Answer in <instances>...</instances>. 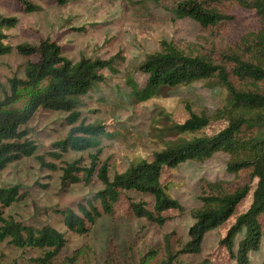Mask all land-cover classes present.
I'll return each instance as SVG.
<instances>
[{
	"label": "trees",
	"instance_id": "1",
	"mask_svg": "<svg viewBox=\"0 0 264 264\" xmlns=\"http://www.w3.org/2000/svg\"><path fill=\"white\" fill-rule=\"evenodd\" d=\"M25 13L42 10L32 0H16ZM64 5L70 0H55ZM242 7L253 11L259 29L240 36L234 45L225 44L211 55L188 54L175 46L166 44L161 52L150 53L136 65L135 70L146 75L145 85L138 86L130 76L131 91L116 90L117 100L126 105L147 101L155 96L167 95L173 88L199 80L216 79L227 90L224 102L212 114L207 109L199 113L187 106V118L163 130L164 146L153 153L151 160L142 159L131 164L125 171L110 174L109 161L101 158L99 138H111L125 129L122 121H116L112 131L104 123L80 121L83 97L91 90L98 91V84L110 73H121L125 57L120 53L109 59L83 56L79 61L64 55L62 46L50 37L40 38L37 45L8 42L6 30L16 27L20 19L0 14V57L12 53L28 58L25 78L9 79L10 92L0 100V171L23 158L32 157L37 151L36 143L29 137L27 124L39 108L68 113L66 121L72 126L67 137L56 143L49 152L53 159H61L69 150L86 151L96 148L86 164L76 160L65 163L62 170V186L75 183L90 185L96 180L102 188L80 205L77 213L72 209L62 211L68 230L80 235L91 231L103 215L112 214L122 196L130 192L150 195L154 198L153 209L148 202L130 199L132 213L138 218L163 225L170 220L167 210H177L178 215L187 209L168 192V183L162 179L163 172L176 168L188 160L204 162L222 151L229 155L226 171L232 180L200 181L203 205L192 210L193 224L188 228L186 242L175 230L163 239L164 258L159 264H191L181 262L185 254H201L206 234L219 228L236 216L234 222L220 239L218 248L225 249L229 260L237 264H254L252 252L260 250L264 236V0H184L173 13L176 19L192 18L202 29L221 37L225 43L230 24L238 18L233 8ZM37 56V60L32 57ZM43 82L46 86L37 89ZM31 87L35 92L22 109H6L20 96V88ZM218 123L219 131L201 134L193 138H179L180 134L195 133ZM43 167L56 170L53 161L45 155H37ZM252 192V201L243 212L241 203ZM27 193L19 187L0 188V242L7 241L21 249L46 250L44 256L33 259L36 264H55L54 261L66 246V235L49 224L41 227L27 225L5 216V209L22 201ZM150 249L138 264H149L156 256ZM210 255V254H209ZM77 257L71 262L75 263ZM88 258L80 264H89ZM200 264H211L207 257ZM264 264V258L262 263Z\"/></svg>",
	"mask_w": 264,
	"mask_h": 264
},
{
	"label": "rangeland",
	"instance_id": "2",
	"mask_svg": "<svg viewBox=\"0 0 264 264\" xmlns=\"http://www.w3.org/2000/svg\"><path fill=\"white\" fill-rule=\"evenodd\" d=\"M43 7L42 10L25 13L16 0H0V14L16 16L19 24L9 30L8 42L13 45L29 43L37 45L40 38L55 39L63 48L64 55L73 61L83 56L109 59L117 53L125 57L121 73L98 84V91L91 90L83 97L80 121L85 123H104L112 131L116 121H122L125 129L111 138H99L102 148L101 158L108 160L110 174L125 171L131 164L142 159L151 160L153 153L164 146L163 130L187 118V106L195 112L207 109L214 112L226 99L227 90L216 79L199 80L179 85L167 95L155 96L147 101L126 105L117 100L118 89L131 91L127 82L130 76L138 86L143 87L146 75L136 71V65L147 54L161 52L164 42L188 54L211 55L221 50L225 44L234 45L240 36L248 31L259 29V23L253 11L237 7L233 13L238 16L230 24L225 43L192 18L176 19L173 8L184 0H70L59 5L55 0H32ZM37 60V56L32 57ZM28 58L14 50L0 57V100L10 92L9 79L25 78V66ZM128 77V78H125ZM43 82L39 88L46 86ZM20 98L6 109H22L31 100L35 89L22 87ZM68 113L39 108L26 128L29 137L36 143L34 156L23 158L0 171V188L19 187L27 193L22 201L13 203L5 209L7 218H14L27 225L41 227L49 224L63 232L68 239L66 246L55 259V264H80L88 258L89 264H138L141 257L150 249L156 256L149 264H159L164 258L163 239L165 234L175 230L182 242L189 239L188 228L193 224L192 210L200 209L203 202L201 183L204 180H232L233 175L226 171L229 155L218 152L204 161L188 160L176 168L163 172L162 179L168 183L167 192L178 199L187 212L178 215L177 210H167L170 220L163 225L138 218L132 213L130 199L148 202L153 209L154 198L135 192L121 197L112 214L103 215L87 234H77L65 225L63 210L79 212V206L87 205V200L103 186L96 182L62 186V170L65 163L79 160L86 164L92 148L86 151L69 150L61 159L55 160L49 155L56 143L64 140L72 126L66 121ZM218 123L195 132L180 134L179 138H193L201 134H212L220 130ZM37 155H45L47 161H53L56 170L41 166ZM252 192L241 203L243 212L252 201ZM236 216L217 229L206 234L201 254H185L181 262L200 264L207 257L211 264H237L231 262L223 248H218L220 239L234 222ZM46 250L21 249L7 241L0 242V264H36L34 258L44 256ZM210 254V255H209ZM77 257L75 263L71 262ZM254 264H261L264 258V236L260 250L251 253Z\"/></svg>",
	"mask_w": 264,
	"mask_h": 264
}]
</instances>
